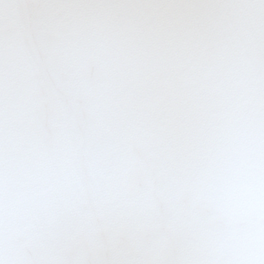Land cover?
I'll use <instances>...</instances> for the list:
<instances>
[{
	"label": "snow or ice",
	"instance_id": "6c2138e0",
	"mask_svg": "<svg viewBox=\"0 0 264 264\" xmlns=\"http://www.w3.org/2000/svg\"><path fill=\"white\" fill-rule=\"evenodd\" d=\"M0 264H264V0H0Z\"/></svg>",
	"mask_w": 264,
	"mask_h": 264
}]
</instances>
